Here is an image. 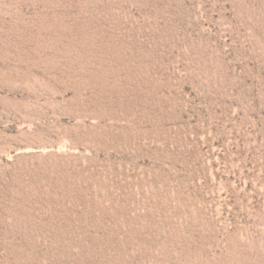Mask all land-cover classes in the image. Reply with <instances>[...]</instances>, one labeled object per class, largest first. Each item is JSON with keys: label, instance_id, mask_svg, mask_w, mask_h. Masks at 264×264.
<instances>
[{"label": "rangeland", "instance_id": "374dc122", "mask_svg": "<svg viewBox=\"0 0 264 264\" xmlns=\"http://www.w3.org/2000/svg\"><path fill=\"white\" fill-rule=\"evenodd\" d=\"M0 264H264V0H0Z\"/></svg>", "mask_w": 264, "mask_h": 264}]
</instances>
